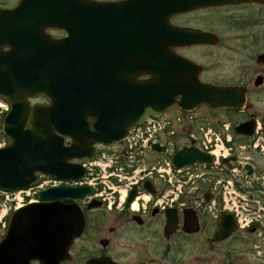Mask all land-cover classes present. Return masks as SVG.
Returning <instances> with one entry per match:
<instances>
[{"label":"water","instance_id":"obj_1","mask_svg":"<svg viewBox=\"0 0 264 264\" xmlns=\"http://www.w3.org/2000/svg\"><path fill=\"white\" fill-rule=\"evenodd\" d=\"M219 2L19 0L13 8H0V19L12 21L10 31L31 34L26 40L30 48H14L7 55L6 62L13 66L8 76L13 77L15 87L14 94H0L9 105L3 129L11 140L0 147V187L28 186L36 178L35 172L64 179L82 177L85 169L71 161L73 158L90 156L95 142L109 145L121 141L132 124L148 115L177 106L184 110L200 105L242 107L241 87L202 81L200 66L170 48L217 43L215 34L170 26L169 18L176 12ZM47 27L64 29L67 35L41 38L45 48H31L34 39L40 38L33 37L35 33ZM20 51L26 54L18 55ZM43 65L51 77H31L33 70L36 73ZM42 93L49 97V104L28 103V96ZM253 131L252 120L234 126V132L243 136H251ZM65 137H70L71 143L64 144ZM151 147L165 150L159 143H151ZM171 160L181 167L210 163L212 156L194 146H183ZM245 168L248 174L252 172L250 164ZM143 186L154 193L149 180ZM135 191L134 186L128 203ZM92 192L89 186L50 187L39 192V202L16 209L0 239V264H30L33 259L56 264V256L57 260L66 259L69 246L85 224L83 212L73 200ZM210 198V193L204 194L205 202ZM90 203L97 206L100 201ZM157 212L154 209L152 214ZM134 217L142 223L140 217ZM164 219L166 239L177 230L186 234L200 230L198 215L191 208L183 211L181 226L175 208H168ZM218 221L216 231L207 238L209 243L227 241L237 231L231 214L222 213ZM85 264L119 263L103 257Z\"/></svg>","mask_w":264,"mask_h":264},{"label":"built area","instance_id":"obj_2","mask_svg":"<svg viewBox=\"0 0 264 264\" xmlns=\"http://www.w3.org/2000/svg\"><path fill=\"white\" fill-rule=\"evenodd\" d=\"M5 110V103L0 101V116ZM177 137L211 154L212 162L174 167L170 156ZM151 142L165 145L166 151L161 154L163 158L150 155ZM4 144L0 132V146ZM116 146L112 150H100L83 163L86 175L74 184L93 187L94 192L87 195V201L95 198L108 209L121 210L136 186L135 195L128 205L132 213L145 214L153 208L164 211L168 207H176L181 216L185 208L191 207L218 220L226 211L233 216L238 230L254 227L256 236L264 241V168L254 167L251 175H247L244 168L250 160L244 156L245 149L264 152V137L259 126L252 139L242 143L233 139L227 122L213 126L211 121L200 120L192 113L174 110L150 116L133 125L122 143ZM232 156L235 159L231 160ZM145 180L152 182L155 193L143 187ZM58 183L47 179L34 187L3 193L0 221L11 208L23 205L25 198L33 201L37 190L45 184ZM205 192H210L212 198L203 205Z\"/></svg>","mask_w":264,"mask_h":264},{"label":"flooded vegetation","instance_id":"obj_3","mask_svg":"<svg viewBox=\"0 0 264 264\" xmlns=\"http://www.w3.org/2000/svg\"><path fill=\"white\" fill-rule=\"evenodd\" d=\"M98 1H119V0H98ZM183 1V0H177ZM194 1V0H184ZM217 5L198 6L186 11L173 13L169 18L170 26L180 28L197 29L203 32H210L217 36L218 42L214 44L198 43L185 46H171V50L175 54L184 56L200 66L198 77H207L208 71L218 72L208 77H236L235 82L216 83L206 81L218 85H236L243 89L244 102L240 108L236 107H221L220 109L226 114H229L231 124H239L241 122L252 120L254 126L264 125V99L261 95L264 94V0H219ZM19 0L11 5H0V8L10 9L16 6ZM12 21L5 18L0 19V94L10 92L14 94L13 77L8 75L12 73L13 66L8 64V51L18 48L25 50L29 47L26 41L28 36L25 34H14L8 29L9 23ZM67 35L64 29L59 28H42L35 33L33 37H40L34 39L32 47L45 48L42 44L46 38L60 39ZM42 38V40H40ZM16 40V41H14ZM30 48V47H29ZM198 48H206L210 51L211 48H218L220 51L219 63H205L196 61L193 57ZM25 55V52H18V55ZM17 55V56H18ZM21 56L17 57L20 58ZM198 56V53H196ZM38 68V67H36ZM45 65L39 66L38 71L31 74V77H51L49 72L44 71ZM8 76V77H5ZM146 77V76H139ZM201 79V78H200ZM202 80V79H201ZM204 81V80H203ZM11 89V91L8 90ZM27 101L30 105L36 103L49 104L50 100L46 94H36L28 96ZM262 104V105H261ZM66 140L68 137H65ZM64 138V139H65ZM78 204L84 215V228L79 237L75 238L68 249V257L64 260H57L54 258L56 264H85L91 258L108 257L119 264H163L158 263L156 257H145L143 254L146 249L142 243H137L136 240L128 239L126 235L131 237L136 236L132 233V227L143 226L150 221H155L156 228L154 233L163 234L164 218H158V214L148 213L144 216L139 214H132L127 208L122 210H110L102 202L97 206H91V203L78 201ZM134 216L142 219V223H138ZM144 217H147L146 219ZM130 229L129 233L125 235L122 231ZM180 231V230H178ZM176 231V232H178ZM172 234L171 237H173ZM182 232V231H181ZM126 236L124 242L120 247L115 241L119 236ZM137 238V236H136ZM135 238V239H136ZM166 239V238H165ZM166 239V240H169ZM143 239L140 241L142 242ZM157 246H155L156 248ZM116 248H121L122 255H113ZM145 249V250H144ZM117 250V249H116ZM135 252L136 256L128 260L127 256ZM174 252L171 245H167L162 249L161 260ZM125 257V258H124ZM122 258V259H120ZM170 261L173 263L174 259ZM30 264H40V260L33 259L29 261ZM166 264H169L167 262Z\"/></svg>","mask_w":264,"mask_h":264},{"label":"rangeland","instance_id":"obj_4","mask_svg":"<svg viewBox=\"0 0 264 264\" xmlns=\"http://www.w3.org/2000/svg\"><path fill=\"white\" fill-rule=\"evenodd\" d=\"M17 0H0V5H11ZM197 52L194 53L193 57L196 61L205 63H215L218 64L220 58V51L218 48H211L210 51L206 52L205 48H198ZM198 53V56H196ZM215 71H208L206 73L207 77H200L204 81H211L216 83H226L235 82L236 77H208L213 74H217ZM264 99V94L261 95ZM262 105V104H261ZM264 107V105H263ZM199 113H203L205 119H228L231 120L226 114L220 109H208L205 106L197 107ZM213 122V121H211ZM6 141V139H4ZM98 147V146H97ZM96 147V148H97ZM150 155H154L150 152ZM244 156L250 157L252 162L257 167H264V153L255 152L250 148L245 149ZM159 158L162 155H158ZM3 201L0 194V203ZM10 217V216H9ZM9 217L0 221V238L4 235L7 228ZM158 218L163 220V214L159 213ZM145 219L147 217H144ZM200 230L196 233L185 234L184 232L178 231L169 240H166L161 236V233H154L156 228L155 221H150L143 226L132 227V235L130 229L122 231V234L129 233L127 238L136 240L137 243H142L145 246L146 251L143 253L145 257H156L158 263L166 264L172 259V264H264V241L262 238L256 236V229L249 228L244 231H235L227 241H219L216 243H208L207 238L210 237L214 230L211 229L212 226L216 225V221L211 218V216L204 211L199 216ZM126 236H119L116 238V245L122 246L124 242L131 241L126 238ZM136 238V239H135ZM141 239L142 242L140 241ZM169 243L171 248H173L172 253L166 258L161 260L162 249ZM155 246H157L155 248ZM117 249V250H116ZM113 255H122L121 248H116ZM144 249V250H145ZM135 252L130 253L127 259L135 258ZM118 258V257H117ZM125 258V257H124ZM122 259V258H120Z\"/></svg>","mask_w":264,"mask_h":264},{"label":"bare ground","instance_id":"obj_5","mask_svg":"<svg viewBox=\"0 0 264 264\" xmlns=\"http://www.w3.org/2000/svg\"><path fill=\"white\" fill-rule=\"evenodd\" d=\"M6 106V105H5Z\"/></svg>","mask_w":264,"mask_h":264}]
</instances>
